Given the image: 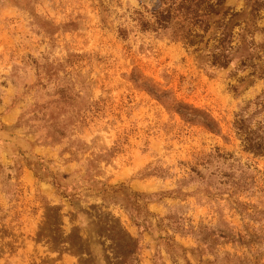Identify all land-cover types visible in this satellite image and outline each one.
<instances>
[{
    "label": "rangeland",
    "instance_id": "374dc122",
    "mask_svg": "<svg viewBox=\"0 0 264 264\" xmlns=\"http://www.w3.org/2000/svg\"><path fill=\"white\" fill-rule=\"evenodd\" d=\"M156 8L0 0V264H264V157L234 129L264 78L142 31Z\"/></svg>",
    "mask_w": 264,
    "mask_h": 264
},
{
    "label": "trees",
    "instance_id": "16d2710c",
    "mask_svg": "<svg viewBox=\"0 0 264 264\" xmlns=\"http://www.w3.org/2000/svg\"><path fill=\"white\" fill-rule=\"evenodd\" d=\"M226 1L157 0V8L150 14L152 23L140 21V28L156 34L169 31L170 39L194 48V52L203 45L210 49V65L225 68L235 62L242 72L250 71L246 78L263 79L264 66L255 61L258 50L264 52V46H255L253 36L259 31L257 24L262 20L264 0H245L246 9L238 12L228 8ZM143 88L157 100L169 101L165 93L158 94L148 86ZM168 103L184 120L200 124L211 132L217 130L208 116L173 101ZM252 105L250 114H247L250 109L247 105L236 115L234 129L246 152L264 157V89Z\"/></svg>",
    "mask_w": 264,
    "mask_h": 264
}]
</instances>
